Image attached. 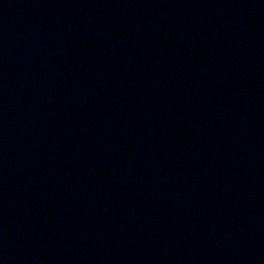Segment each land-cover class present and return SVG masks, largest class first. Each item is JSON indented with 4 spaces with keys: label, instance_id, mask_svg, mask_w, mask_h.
Listing matches in <instances>:
<instances>
[{
    "label": "water",
    "instance_id": "obj_1",
    "mask_svg": "<svg viewBox=\"0 0 264 264\" xmlns=\"http://www.w3.org/2000/svg\"><path fill=\"white\" fill-rule=\"evenodd\" d=\"M0 264H264V0H0Z\"/></svg>",
    "mask_w": 264,
    "mask_h": 264
}]
</instances>
